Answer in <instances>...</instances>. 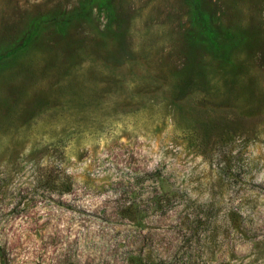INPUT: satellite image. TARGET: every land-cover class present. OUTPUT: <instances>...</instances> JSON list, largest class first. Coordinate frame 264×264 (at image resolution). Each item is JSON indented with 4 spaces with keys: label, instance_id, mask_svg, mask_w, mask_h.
I'll return each instance as SVG.
<instances>
[{
    "label": "rangeland",
    "instance_id": "1",
    "mask_svg": "<svg viewBox=\"0 0 264 264\" xmlns=\"http://www.w3.org/2000/svg\"><path fill=\"white\" fill-rule=\"evenodd\" d=\"M82 1L0 0V52ZM109 4L0 69V264H264V0H204L222 53L188 0Z\"/></svg>",
    "mask_w": 264,
    "mask_h": 264
},
{
    "label": "trees",
    "instance_id": "2",
    "mask_svg": "<svg viewBox=\"0 0 264 264\" xmlns=\"http://www.w3.org/2000/svg\"><path fill=\"white\" fill-rule=\"evenodd\" d=\"M188 1L190 3L192 25L206 38L216 52L222 53L227 46V42L235 39V33L222 27H216L213 24L212 16L205 8L204 0ZM96 3L110 5L109 0H83L76 9L66 14H46L36 18L29 34L21 43L10 46L5 51L0 52V69L30 47L34 39L43 31L46 23L53 22L67 25L75 21L89 19ZM52 173L53 177L49 180L52 190L59 193H67L72 190L73 181L67 173H63L60 168L56 171L52 170Z\"/></svg>",
    "mask_w": 264,
    "mask_h": 264
}]
</instances>
